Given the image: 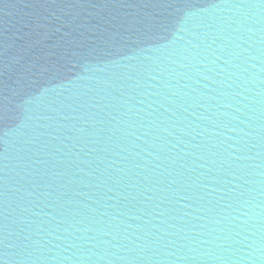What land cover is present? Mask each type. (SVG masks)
<instances>
[{
  "label": "water",
  "instance_id": "water-1",
  "mask_svg": "<svg viewBox=\"0 0 264 264\" xmlns=\"http://www.w3.org/2000/svg\"><path fill=\"white\" fill-rule=\"evenodd\" d=\"M0 264H264V0H0Z\"/></svg>",
  "mask_w": 264,
  "mask_h": 264
}]
</instances>
